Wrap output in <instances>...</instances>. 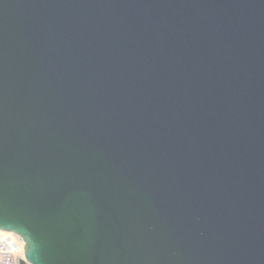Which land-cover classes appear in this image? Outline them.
<instances>
[{"label": "water", "instance_id": "obj_1", "mask_svg": "<svg viewBox=\"0 0 264 264\" xmlns=\"http://www.w3.org/2000/svg\"><path fill=\"white\" fill-rule=\"evenodd\" d=\"M0 230L20 264H264V0H0Z\"/></svg>", "mask_w": 264, "mask_h": 264}, {"label": "built area", "instance_id": "obj_2", "mask_svg": "<svg viewBox=\"0 0 264 264\" xmlns=\"http://www.w3.org/2000/svg\"><path fill=\"white\" fill-rule=\"evenodd\" d=\"M24 239L10 231L0 232V260L3 264H20L26 259Z\"/></svg>", "mask_w": 264, "mask_h": 264}, {"label": "snow or ice", "instance_id": "obj_3", "mask_svg": "<svg viewBox=\"0 0 264 264\" xmlns=\"http://www.w3.org/2000/svg\"><path fill=\"white\" fill-rule=\"evenodd\" d=\"M0 264H3V261L2 260H0Z\"/></svg>", "mask_w": 264, "mask_h": 264}, {"label": "bare ground", "instance_id": "obj_4", "mask_svg": "<svg viewBox=\"0 0 264 264\" xmlns=\"http://www.w3.org/2000/svg\"><path fill=\"white\" fill-rule=\"evenodd\" d=\"M3 230H0V232H2Z\"/></svg>", "mask_w": 264, "mask_h": 264}]
</instances>
